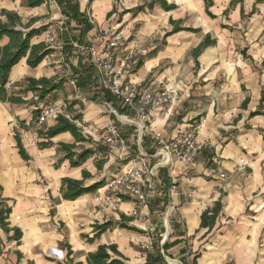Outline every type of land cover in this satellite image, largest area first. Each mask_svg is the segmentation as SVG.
<instances>
[{
    "label": "crops",
    "instance_id": "crops-1",
    "mask_svg": "<svg viewBox=\"0 0 264 264\" xmlns=\"http://www.w3.org/2000/svg\"><path fill=\"white\" fill-rule=\"evenodd\" d=\"M24 1L0 0V10L17 11L24 23L34 19L32 26L47 24L31 43H46L52 33L64 36L66 41L62 45H50L54 51L36 67L28 66L26 57H22L10 72L6 84L9 92L18 89L17 84H23L26 76L52 77L56 66H47L51 57L59 53L70 59L69 52H76L66 45L72 43L70 36H77L76 41L81 38L88 42L96 26L103 28L105 33L122 32L128 45L138 49L151 37L161 34V48L142 47V53H146L140 56L143 64L136 71L132 69L126 77L133 82L141 83L146 76L157 73L165 59H179L189 50L192 52L206 34L215 42L197 56L198 63L191 53L195 65H203L201 74H204L208 65L221 61L222 66L218 67L227 78L225 82H219L216 95L207 104L206 120L198 135L204 148L196 160L190 164L174 160L171 165L159 168L147 194L150 205H135L128 197L122 198L118 210L96 204L97 189L74 200L63 199L60 191L62 178L81 179L82 169L92 174L84 179L85 185L105 179L107 174L112 175L128 164L132 152L136 151L135 145L142 151L155 150L149 136H146L148 143L145 146L139 145L134 139L135 126L116 121L117 116L108 111L109 106L115 108L116 105L111 101L109 106L105 105L107 101L95 94V86L83 90L75 84L74 93H66L72 84L70 76L65 77L62 88L55 92V99L38 102L41 107L52 102L69 105L75 101L71 110H67L72 115L81 112L80 119L94 128V141H98L105 125L111 120L116 121L125 149L121 153L109 151L103 168L98 170L95 167L97 155L87 158L80 166H72L66 158L59 162L62 153L58 151L57 142H74L69 131L51 137L53 145L49 147L37 144L40 140L38 128L54 124L55 118L37 124L32 113L37 98L33 93L24 94L23 98L28 100L25 103L0 100V184L2 196L11 208L7 218L11 229L6 231L0 225V264H88V252L95 251L99 244L114 243L127 258L125 264H144L147 253L153 252L144 247L151 239L149 234L157 235L160 245L166 241L169 246L165 251L161 250L165 262L148 264H264V115L249 116L252 110L259 108L261 89L264 88V2L243 0L231 5L232 0H213L209 11L215 17H211L205 11V0H167L176 7L164 10L156 5L137 14L127 9L139 5L141 0H120L126 10L119 14L115 8L116 0H92L91 3L77 0L79 10L95 19L92 28L82 34V23L75 18L63 19L57 3L45 1L28 7ZM253 5L255 10L248 16ZM171 18L181 20V27L188 26L197 31L179 30L164 37L172 28ZM6 41L4 38L1 43ZM218 45L222 48L219 51L214 48ZM172 46L176 51H171ZM230 46L240 49L233 51L227 48ZM76 64L77 61H71L72 66L66 72L71 70L72 73V67H78ZM72 96L75 100L68 101ZM245 99L248 101L242 107ZM261 107L264 110V103ZM161 108L153 109L152 129L157 135L174 137L183 128L181 124L171 127L170 111L167 109L160 114ZM21 121L25 127H20ZM15 129L19 131L29 159H23L19 153ZM216 161H220L218 166ZM216 167L229 174L231 187H220L222 182L212 171ZM162 176L168 183L175 184L173 191L170 187L162 188ZM216 200L222 202V209L214 225L201 227V213ZM136 208L139 217L133 215ZM120 214L132 217L125 222L140 231L120 227L117 223ZM107 220L113 221V226L94 237L95 224ZM13 227L21 229L20 240L10 237Z\"/></svg>",
    "mask_w": 264,
    "mask_h": 264
},
{
    "label": "trees",
    "instance_id": "trees-1",
    "mask_svg": "<svg viewBox=\"0 0 264 264\" xmlns=\"http://www.w3.org/2000/svg\"><path fill=\"white\" fill-rule=\"evenodd\" d=\"M46 0H25L24 4L26 6H38L45 2ZM142 2L139 5L127 9L132 14H137L139 11H144L146 9H153L156 5H159L164 10H170L176 7V4L173 2H168L167 0H141ZM88 2H92V0H88ZM243 2V0H232L231 5L233 3ZM264 2V0H256L255 3ZM56 3L60 7V12L67 16V18H75L76 21L82 23L83 28L80 33L85 34L88 30L92 28V25L88 22V18L85 16V12H81L79 10V3L77 0H56ZM213 5V0H205V11L211 17H215L209 11V7ZM126 10V9H125ZM124 10V11H125ZM255 5H253L252 9L248 12V16L254 12ZM114 11V8L110 10L107 14L110 15ZM242 16L243 10H240ZM34 19H30L29 22L24 23L21 19L20 15L17 11L7 10L2 8L0 10V100L7 101L13 104L16 103H25L28 100L23 98L24 94L27 92L33 93V96L37 97L34 102H36V108L33 109V118L38 117L40 114V106L38 102H42L47 99L48 96L51 95L52 99H55V92L62 88L63 83L65 82L66 78H56V77H33V76H26L24 78L23 84L19 83L20 87L16 90L11 92L8 91L6 84L8 83V78L13 66L22 58L26 57V64L28 66L36 67L42 60L46 57V55L52 53L54 50L53 48L46 42H37L31 43V39L43 32L46 29V25H38L32 26ZM170 24H172V28L170 31H167L164 34V37L171 35V33L179 31V30H192L197 31V29L192 27H181L180 23L181 20L170 19ZM6 38L7 41L5 43H1V40ZM81 38H78V42L80 43ZM215 42L214 39L210 38L209 34H206L197 47L192 49V55L195 58V62H197V56L203 51V49L211 45ZM73 45V43H72ZM64 46H62V50L65 51ZM83 54V53H81ZM142 58H138L136 60V65L133 68V71L138 70L142 63ZM198 63V62H197ZM78 67H72V78L76 81V87L85 90L89 86H95V94L102 97L107 102H112L116 105V110L119 113H126L124 107H121L118 104L117 98L109 94L107 91L102 92L99 88L97 75L95 68L88 60V56L86 59L79 56L77 57V64ZM95 98V97H94ZM93 98V99H94ZM248 99H245L241 106L245 107ZM75 103H70L67 108L71 110L72 105ZM264 103V88L261 89V98L259 100V108L252 110L249 114L250 117L255 114H263L264 110L262 104ZM81 117V112L75 113L73 115V119H79ZM118 122V121H117ZM119 123V122H118ZM120 124V123H119ZM24 121L20 122V127H25ZM64 131H69L73 138L74 142L67 143V142H57L58 144V151L62 153V157L59 158V162L62 159H69L70 164L72 166H80L87 158L97 155L95 158V167L100 170L103 168L104 163L106 162L107 158L105 156L109 152V148L107 145L101 143L100 141H94L91 136L85 135L82 132V129L79 128L76 123L65 115H58L55 117V123L48 126H41L38 128V137L40 138L37 141V144L40 147H49L53 145L51 141V137L63 133ZM15 140L16 145L18 146L19 153L23 159H29V155L27 154L24 146L21 144L20 134L18 129H15ZM142 145L148 143L146 141V135L142 137ZM136 148V147H135ZM138 149L135 152H132V156L136 155ZM148 153H152L153 151H147ZM81 175L83 178L81 179H74L71 177L62 178L60 191L61 196L63 199H70L74 200L80 197L84 193H90L96 191V189L103 185L105 179H99L97 182H93L89 185L84 184V179L88 177H92L86 169H82ZM162 188H168L172 183H168L167 178L162 176V180L160 181ZM2 186L0 184V225L6 231H9L11 228L9 227V223L7 218L9 213L11 212L10 205L7 202V199L2 196ZM164 201L166 199H163ZM147 204L150 205V201L147 200ZM222 209V202L220 200H216L213 206L207 207L200 215V226L211 228L215 221L216 217L219 215ZM132 217L127 218L124 214H120V219L118 225L120 227L126 229H133L140 231L134 225H128L125 221L131 220ZM113 226V221H104L101 223H96L94 226V237H98V235L103 232L104 230L111 228ZM162 230L164 227L162 225ZM13 234L10 236L16 240H20V236L22 235L21 229L17 227H13ZM153 241V252L147 253L146 262L148 263H162L165 262V258L161 250L165 251L168 248L169 243L164 241L159 244L160 239L152 240ZM195 258V256H194ZM127 258L123 255L122 252L119 251L117 248V244H99L97 249L92 252H88L87 255V262L88 264H125V260Z\"/></svg>",
    "mask_w": 264,
    "mask_h": 264
},
{
    "label": "built area",
    "instance_id": "built-area-1",
    "mask_svg": "<svg viewBox=\"0 0 264 264\" xmlns=\"http://www.w3.org/2000/svg\"><path fill=\"white\" fill-rule=\"evenodd\" d=\"M46 1L56 3V0ZM62 18L68 19L64 14ZM86 18L92 26L95 24V19L90 14H86ZM105 34L103 28L96 26L92 38L86 44L77 42L73 43V46L76 53L87 54L88 60L95 68L101 94L107 91L114 95L118 103L125 108L126 113L119 114L116 108L105 102V105L109 106L108 111L117 116L116 121L119 123L135 126L139 145L142 143L143 135L149 136L155 150L148 153L139 149L136 155L130 157L128 164L105 178L103 185L97 188L94 202L104 207L117 209L122 198L129 197L134 200L135 205L144 206L147 205V194L151 190L159 168L171 165L174 160H180L185 164L196 160L197 155L204 148V142L198 139L203 124L191 126L184 133L176 134L171 138L157 135L151 126V122L155 120L153 109L164 104H173L178 97L176 88L170 84H160V81L156 79H146L136 83L126 78L136 65L135 53L133 49L120 48L124 39L122 32L113 30L110 35L105 36ZM48 40L53 41V35H50ZM99 44H101L100 47ZM70 81L73 85L76 84L74 78ZM39 113L36 119L37 124H42L58 115H65L74 121L85 135L94 136V128L85 124L80 118L73 119V115L67 110L64 102H52L41 106ZM116 121L111 120L104 126L99 133L98 141L107 145L109 151L121 153L125 149V142ZM219 164L220 161H216V165ZM212 171L221 180L220 187L224 189L231 187L228 173L220 171L217 167ZM170 188L173 191L175 184L172 183ZM133 213H138L137 208L133 210ZM144 247L153 249L152 239H148Z\"/></svg>",
    "mask_w": 264,
    "mask_h": 264
},
{
    "label": "rangeland",
    "instance_id": "rangeland-1",
    "mask_svg": "<svg viewBox=\"0 0 264 264\" xmlns=\"http://www.w3.org/2000/svg\"><path fill=\"white\" fill-rule=\"evenodd\" d=\"M115 8L117 14L123 13L125 10L124 6H121V1L116 0ZM54 40L49 41L47 39V43L52 46H57L58 44L62 45L63 41H66L64 36H60L57 33H52ZM110 35V33H106L105 36ZM161 34H157L155 37H151L147 41V43L144 42L142 44L143 46H140V48H135L134 46L128 45L127 38L125 34H123V44L120 46L122 49H133V52L135 53L136 59L140 58V56H143L142 53V47L147 46H155L157 48H161L163 46V39H160L159 37ZM72 37V43H77L75 38L77 36H70ZM49 38V36H48ZM71 44H66L67 47L70 49H75L74 46ZM80 43L86 44L87 41L85 39H81ZM231 43V42H230ZM229 43V44H230ZM215 50L222 49L221 46H215ZM231 50H239V47L236 46H230L227 47ZM147 49V48H146ZM140 50V51H139ZM176 51V49L172 46L171 51ZM76 51V49H75ZM81 56L84 59L87 58V54L80 52H69L67 55L70 59H65L61 57L59 53L54 55L55 57H51V61L47 63V66H56L55 67V73L51 75L52 77L63 78L66 76H72L71 70L66 72L67 69H69L72 62L77 61V57ZM71 60V61H70ZM223 60V59H222ZM221 65V61L216 64L208 65V67H204L205 71L204 74H201V71L203 69V65H195V62L193 60V57L191 55V51L189 50L184 56L179 57V59H165L161 62V64L158 66V72L153 73V75H148L144 78L146 79H156L160 81V84H170L177 90L178 97L175 100L173 104L168 105H162L161 107V113H165L167 109L170 111V118H169V125L171 127H175L177 124H181V129L176 134H182L186 130H188L191 126H195L197 124H203L206 120L207 115V104L209 103V99H211L215 94L216 87L218 86L219 82H225L226 75L224 72H222L218 66ZM205 66V65H204ZM66 68V69H65ZM65 69V70H64ZM220 70V71H219ZM218 71V73H217ZM216 72V73H214ZM163 73V74H162ZM163 75V76H162ZM143 80V81H144ZM142 82V81H141ZM210 85V87H209ZM212 85L215 86V88H212ZM73 84H69V87L65 90L66 93H74ZM89 99V98H88ZM52 97L51 95L47 97L46 101H51ZM75 100L72 97L68 98V101ZM35 101V100H34ZM83 104V102H80ZM68 105V104H67ZM66 105V107H67ZM120 114V113H119ZM127 126V124H123ZM134 139H137L138 133L134 131ZM136 147V145H135ZM137 148H135L136 150ZM138 149H141L140 146H138ZM142 150V149H141ZM107 177L111 175H106ZM106 177V178H107ZM118 210V209H117ZM139 213V212H138ZM133 214L136 217H139V214ZM152 240H157V235L155 234H149Z\"/></svg>",
    "mask_w": 264,
    "mask_h": 264
}]
</instances>
